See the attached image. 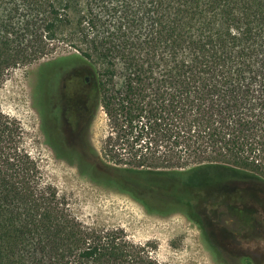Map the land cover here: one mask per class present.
<instances>
[{
	"label": "trees",
	"instance_id": "obj_1",
	"mask_svg": "<svg viewBox=\"0 0 264 264\" xmlns=\"http://www.w3.org/2000/svg\"><path fill=\"white\" fill-rule=\"evenodd\" d=\"M60 46L77 53L63 71L94 77L110 139L131 141L114 166L80 145L81 173L197 224L199 205L237 178L264 189V0H0V86ZM21 139L0 109V264H171L153 242L76 217ZM111 171L154 175L161 189Z\"/></svg>",
	"mask_w": 264,
	"mask_h": 264
},
{
	"label": "rangeland",
	"instance_id": "obj_2",
	"mask_svg": "<svg viewBox=\"0 0 264 264\" xmlns=\"http://www.w3.org/2000/svg\"><path fill=\"white\" fill-rule=\"evenodd\" d=\"M74 54L77 53L72 48L60 46L56 54L41 61H57ZM41 61L16 69L0 86V109L17 120L22 145L37 161L43 180L67 198L76 217L93 226L120 227L136 243H155L154 256L161 262L264 264V189L249 184L245 178H237L228 194L200 204L197 224L179 211L165 214L148 211L127 193L106 184L103 178L95 181L93 174L81 173L77 161L68 163L59 159L46 137L48 125L44 121L43 83L38 69ZM72 71L74 75L66 91L69 113L81 109L89 99H93V104L96 101L91 72L87 67H75ZM85 79L89 82L85 83ZM91 106L83 135L101 163L114 166L111 153L124 156L131 141L110 139L106 115L101 108ZM86 154L89 155L88 150ZM104 172L101 166L98 173ZM110 173L112 178L128 184L143 187L152 184L153 190L161 189L160 180L151 174ZM237 213H243L244 218H238ZM249 223L252 227L247 226Z\"/></svg>",
	"mask_w": 264,
	"mask_h": 264
},
{
	"label": "flooded vegetation",
	"instance_id": "obj_3",
	"mask_svg": "<svg viewBox=\"0 0 264 264\" xmlns=\"http://www.w3.org/2000/svg\"><path fill=\"white\" fill-rule=\"evenodd\" d=\"M64 63L65 61L61 59L40 69L43 83V111L44 121L48 125L46 137L49 144L57 151L59 159L72 163L73 160L76 161L77 147L81 145L87 149L83 134L89 122L88 112L93 99L84 102L81 109L74 113L68 112L69 99L66 91L74 71H63L73 67L68 65L64 68ZM84 81L88 83L89 79ZM247 226L252 227V224L249 223Z\"/></svg>",
	"mask_w": 264,
	"mask_h": 264
},
{
	"label": "water",
	"instance_id": "obj_4",
	"mask_svg": "<svg viewBox=\"0 0 264 264\" xmlns=\"http://www.w3.org/2000/svg\"><path fill=\"white\" fill-rule=\"evenodd\" d=\"M51 62H53V61H46V62L41 61V64L38 65V69H39V70L42 69L44 66H46L47 64H49V63H51ZM86 80H87V79H86Z\"/></svg>",
	"mask_w": 264,
	"mask_h": 264
}]
</instances>
